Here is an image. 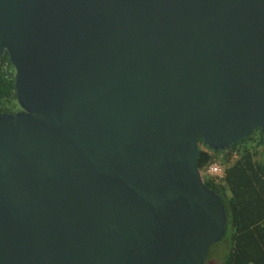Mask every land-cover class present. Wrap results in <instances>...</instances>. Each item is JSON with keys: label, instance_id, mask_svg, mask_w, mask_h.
I'll list each match as a JSON object with an SVG mask.
<instances>
[{"label": "water", "instance_id": "water-1", "mask_svg": "<svg viewBox=\"0 0 264 264\" xmlns=\"http://www.w3.org/2000/svg\"><path fill=\"white\" fill-rule=\"evenodd\" d=\"M6 51L0 264H205L198 140L264 137V0H0Z\"/></svg>", "mask_w": 264, "mask_h": 264}, {"label": "trees", "instance_id": "trees-1", "mask_svg": "<svg viewBox=\"0 0 264 264\" xmlns=\"http://www.w3.org/2000/svg\"><path fill=\"white\" fill-rule=\"evenodd\" d=\"M15 76V67L6 51L0 58V114L20 110ZM263 144L261 129L224 151L209 148L202 137L198 140L201 171L216 160H221L226 167L224 182L215 183L205 178V184L216 191L226 205L225 237L230 228L234 230L233 247L224 264H264V163L258 159L264 152Z\"/></svg>", "mask_w": 264, "mask_h": 264}, {"label": "rangeland", "instance_id": "rangeland-1", "mask_svg": "<svg viewBox=\"0 0 264 264\" xmlns=\"http://www.w3.org/2000/svg\"><path fill=\"white\" fill-rule=\"evenodd\" d=\"M258 159L264 163V152H261ZM233 233L234 230L230 228L228 235L211 247L205 264H224L233 247Z\"/></svg>", "mask_w": 264, "mask_h": 264}, {"label": "built area", "instance_id": "built-area-1", "mask_svg": "<svg viewBox=\"0 0 264 264\" xmlns=\"http://www.w3.org/2000/svg\"><path fill=\"white\" fill-rule=\"evenodd\" d=\"M237 153L234 157H237ZM203 178L212 179L215 183H222L226 177V167L221 160L210 163L205 171H202Z\"/></svg>", "mask_w": 264, "mask_h": 264}]
</instances>
